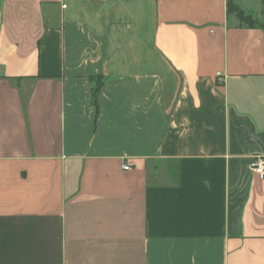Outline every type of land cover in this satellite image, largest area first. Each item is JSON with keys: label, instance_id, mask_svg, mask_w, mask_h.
I'll return each instance as SVG.
<instances>
[{"label": "crops", "instance_id": "obj_1", "mask_svg": "<svg viewBox=\"0 0 264 264\" xmlns=\"http://www.w3.org/2000/svg\"><path fill=\"white\" fill-rule=\"evenodd\" d=\"M232 4L261 25L0 0V264H264V0Z\"/></svg>", "mask_w": 264, "mask_h": 264}, {"label": "trees", "instance_id": "obj_2", "mask_svg": "<svg viewBox=\"0 0 264 264\" xmlns=\"http://www.w3.org/2000/svg\"><path fill=\"white\" fill-rule=\"evenodd\" d=\"M229 10L236 11L239 18L244 21L248 26L250 27H256L258 25H261L258 21H256L251 15L245 14L243 11H241L238 7L234 6L232 4V0H229ZM102 80H97L95 85L93 86V102L97 104V97L99 90L102 86Z\"/></svg>", "mask_w": 264, "mask_h": 264}, {"label": "built area", "instance_id": "obj_3", "mask_svg": "<svg viewBox=\"0 0 264 264\" xmlns=\"http://www.w3.org/2000/svg\"><path fill=\"white\" fill-rule=\"evenodd\" d=\"M250 167L255 173L264 176V156L260 154L253 156ZM124 168L128 169L129 165H125Z\"/></svg>", "mask_w": 264, "mask_h": 264}]
</instances>
